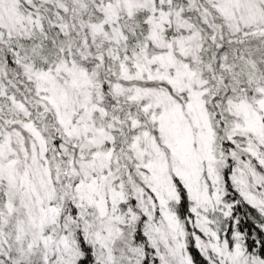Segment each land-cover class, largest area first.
Listing matches in <instances>:
<instances>
[{
    "label": "snow or ice",
    "instance_id": "6c2138e0",
    "mask_svg": "<svg viewBox=\"0 0 264 264\" xmlns=\"http://www.w3.org/2000/svg\"><path fill=\"white\" fill-rule=\"evenodd\" d=\"M0 264H264V0H0Z\"/></svg>",
    "mask_w": 264,
    "mask_h": 264
}]
</instances>
